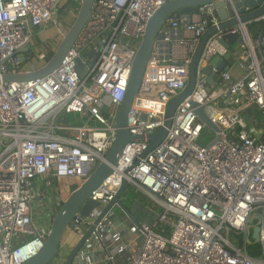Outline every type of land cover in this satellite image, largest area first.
Masks as SVG:
<instances>
[{
  "label": "built area",
  "instance_id": "obj_1",
  "mask_svg": "<svg viewBox=\"0 0 264 264\" xmlns=\"http://www.w3.org/2000/svg\"><path fill=\"white\" fill-rule=\"evenodd\" d=\"M172 1L96 0L91 19L52 73L26 84L0 83V264H22L42 250L49 230L35 226L33 204L47 200L46 187L66 179L73 193L104 162L116 141L118 109L147 24ZM221 1L232 13L224 22L238 23L231 28L219 29L213 1L189 17L174 14L160 29L163 40L154 39L127 114L134 139L89 197L99 206L87 217L73 216L53 264H63L91 228L74 264H264V128L248 125L254 110L264 114V14L240 23L235 4ZM64 2L0 0V78L31 71L15 52L32 29L56 24ZM252 24L260 25L253 38ZM211 28L216 31L197 62L193 91L177 106L162 141L148 149L149 136L164 126L168 103L186 89L193 56ZM228 34L242 39L229 54L244 72L236 78L215 73L208 85L204 69L226 53L219 41ZM175 49L181 59L173 57ZM77 60L85 68L82 77ZM189 102L216 128L206 145L199 140L207 127ZM123 181L158 214L151 227H125L113 209L104 212ZM61 202L46 207L51 217ZM28 246L32 254L22 253Z\"/></svg>",
  "mask_w": 264,
  "mask_h": 264
},
{
  "label": "water",
  "instance_id": "obj_2",
  "mask_svg": "<svg viewBox=\"0 0 264 264\" xmlns=\"http://www.w3.org/2000/svg\"><path fill=\"white\" fill-rule=\"evenodd\" d=\"M95 1L96 0H79L80 5L78 11L70 27L59 42L55 53L51 58H49L45 65L36 70L3 76L0 78V83L15 82L26 84L52 73L60 65L61 61L74 44L84 25L91 19L92 7ZM213 1L216 8L215 16L218 17L220 21H222V23L219 25L220 30H225L238 24L236 20L224 22L227 17L232 15V13L229 5L223 3L221 0H175L161 7L149 20L144 37L139 45L136 56L132 63L123 102L120 104L118 109L117 133L114 145L105 156L104 162H101L96 167L91 176L77 190L71 193L64 202L60 203V207L57 209L52 218L48 236L42 250L36 256L22 264H49L50 260L57 253L58 248L63 241V237L66 234L67 226L70 225L73 216L79 212L82 217H87L91 210L99 206L98 203L91 201L89 197L91 196L92 192H94L101 185V183L111 175L113 168L116 167L117 162L122 154L125 144L134 139V137H132L126 129V119L134 96L139 89L144 68L147 59L149 58L154 39L158 41L163 40L164 36L162 33H159V31L166 25L167 20L174 16V14H185L186 17H189L191 12H196L197 7L210 4ZM231 2L235 4L236 9H239V14L241 15L240 23H247L264 14V0H231ZM224 6H226V10H222ZM245 8L249 10L248 13L244 12ZM57 15L58 11L55 19L57 18ZM207 19L209 20L208 17ZM215 31L216 29L211 28L201 37L189 67L188 85L181 95L172 98L168 103L165 111L164 126L156 133L149 136L148 149L155 148L162 141L167 129L171 125V118L173 117L177 106L182 101L187 99L193 91L195 85V69L197 62L205 47L207 39ZM29 42L30 40L15 52L18 62L21 66H25L28 61H30L28 58H26V55L32 54V51L28 48ZM241 43L242 39L238 37V35L228 34L222 37V39L219 41V44L225 49L227 54L224 56L215 55L204 69V73L207 76L208 85L212 84L215 73L220 74L229 70V53L234 49V44L239 45ZM161 46L169 47L168 44H161ZM92 55L93 51H89L86 54L87 58H91ZM91 64L92 62H90L88 65L90 66ZM76 71L80 77H82L85 72V68L81 65L80 60H77ZM189 105L190 108L194 110V113L198 119L207 128H210L214 131L216 130V128L204 115L203 109L201 107H198V105L193 102H189ZM251 113V109L246 110V116L244 118L246 121H248ZM142 118H145V116H142ZM126 188V182L123 181L122 186L117 192L114 200L107 206V208H105L104 212L113 209L114 207H118L120 212H122V214L130 221V223L136 225L144 224L151 227L157 220L158 214L151 212L147 206L139 207V205L135 202H132L130 205L123 204L121 197ZM70 228H72V225H70ZM92 229L93 228L86 232L85 236L80 241H78L76 246L73 247L63 264H74L75 255L80 249L82 243L89 237ZM253 238L255 241H258L257 229L253 231Z\"/></svg>",
  "mask_w": 264,
  "mask_h": 264
},
{
  "label": "crops",
  "instance_id": "obj_3",
  "mask_svg": "<svg viewBox=\"0 0 264 264\" xmlns=\"http://www.w3.org/2000/svg\"><path fill=\"white\" fill-rule=\"evenodd\" d=\"M79 5V0H65L64 4L58 9L55 25L46 24L39 28L32 29L30 34V42L28 44V48L32 51V54L29 55H32L33 57L38 56L40 59L46 60L45 63H47L49 58H51L55 53L57 46L65 32L70 27L78 11ZM226 54L227 52L224 55ZM173 57L176 59H181L180 50H173ZM34 63H36L35 60H30L24 67H26L28 70H31ZM228 68L229 70L227 72L230 73V75L234 78L242 76L244 72L238 62L235 61L232 56L228 61ZM66 243L72 245L74 243V238H68Z\"/></svg>",
  "mask_w": 264,
  "mask_h": 264
},
{
  "label": "rangeland",
  "instance_id": "obj_4",
  "mask_svg": "<svg viewBox=\"0 0 264 264\" xmlns=\"http://www.w3.org/2000/svg\"><path fill=\"white\" fill-rule=\"evenodd\" d=\"M256 31H257V25L256 24H253L252 26L248 27V32H249V35L251 36V38L254 37V34ZM233 48L238 49L236 44H234ZM252 115H253L254 121L249 122L248 123L249 126L254 125L255 127H257L260 122L264 121V114H262V112L259 110H254ZM213 138H214L213 130H211L210 128H206L202 137L199 140V144L200 145H206ZM36 183L38 184V180H36ZM72 190H74L72 183L70 182V180H66V179L59 181L58 183L56 181H53L51 186L46 187V194L48 196L47 200L46 201L42 200L41 204H38L37 202H35L33 204V209H34L33 219L35 222V226L38 229L43 228V229L49 230V228H50L49 225L52 222L53 216L50 218V214L46 211V207L49 208L50 207L49 204L53 200L56 202L57 205H58L59 201H65L70 196V194L72 193L71 192ZM121 201L125 205H130L132 202H135V201H140V202L147 204L146 198L143 197L140 192L136 191L131 186H127L126 190L124 191V193L121 197ZM156 211L159 212L160 210L156 209ZM113 212H114L116 218H118L119 220H121L123 222V225L125 227H129L131 225L130 221L125 218V216L122 214V212H120L118 207H114ZM157 231L159 232V230H157ZM65 238H66V236H65ZM240 239H243V237H240ZM60 251H61V249L59 248V252ZM50 264H53V263L50 262Z\"/></svg>",
  "mask_w": 264,
  "mask_h": 264
},
{
  "label": "trees",
  "instance_id": "obj_5",
  "mask_svg": "<svg viewBox=\"0 0 264 264\" xmlns=\"http://www.w3.org/2000/svg\"><path fill=\"white\" fill-rule=\"evenodd\" d=\"M256 25H257V31L255 32L254 36H256V34L258 33V30H259V27H260L259 24H256ZM32 57H33L32 55H26V58H28L30 60H33V61L35 60V62H36V63L33 64L31 70H36L38 68H41L45 64V62H46V60L40 59L38 56H35L33 58ZM257 128H264V121L263 122H260L259 125L257 126Z\"/></svg>",
  "mask_w": 264,
  "mask_h": 264
},
{
  "label": "flooded vegetation",
  "instance_id": "obj_6",
  "mask_svg": "<svg viewBox=\"0 0 264 264\" xmlns=\"http://www.w3.org/2000/svg\"><path fill=\"white\" fill-rule=\"evenodd\" d=\"M146 202H147V204H145V203H143V202H140V201H135V203H137L138 205H139V207H142V206H147V207H149V202L146 200ZM63 246H65V245H63Z\"/></svg>",
  "mask_w": 264,
  "mask_h": 264
},
{
  "label": "bare ground",
  "instance_id": "obj_7",
  "mask_svg": "<svg viewBox=\"0 0 264 264\" xmlns=\"http://www.w3.org/2000/svg\"><path fill=\"white\" fill-rule=\"evenodd\" d=\"M31 250H32L31 246H28V247L24 248L21 252L24 253V252H28L29 251V253H26V254L29 255V254H32Z\"/></svg>",
  "mask_w": 264,
  "mask_h": 264
}]
</instances>
